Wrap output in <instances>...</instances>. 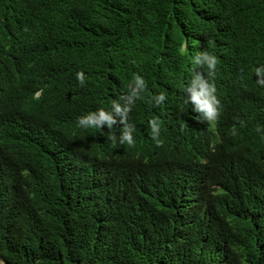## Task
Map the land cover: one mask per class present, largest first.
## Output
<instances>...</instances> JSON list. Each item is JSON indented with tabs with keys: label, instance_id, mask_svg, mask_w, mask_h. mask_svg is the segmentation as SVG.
Returning <instances> with one entry per match:
<instances>
[{
	"label": "trees",
	"instance_id": "16d2710c",
	"mask_svg": "<svg viewBox=\"0 0 264 264\" xmlns=\"http://www.w3.org/2000/svg\"><path fill=\"white\" fill-rule=\"evenodd\" d=\"M205 50L256 85L214 134L185 104ZM0 60L3 264H264V0H0ZM134 74V146L77 125Z\"/></svg>",
	"mask_w": 264,
	"mask_h": 264
},
{
	"label": "clouds",
	"instance_id": "9594fccd",
	"mask_svg": "<svg viewBox=\"0 0 264 264\" xmlns=\"http://www.w3.org/2000/svg\"><path fill=\"white\" fill-rule=\"evenodd\" d=\"M196 63L200 67L193 68L184 84V94L186 95L185 104H187L192 112L194 119L199 122L203 128V133H217L220 121L230 112H234L235 108L240 105L239 100L247 94L256 95V85L250 83L248 87L241 93L240 85L234 75L217 76V57L210 51L200 52L195 57ZM204 66V69L201 68ZM0 70L7 74L12 80L11 65H4L0 60ZM258 77L257 83L264 86V65L255 69ZM77 79L83 86L85 83V73L83 71L77 73ZM130 93L126 96L114 95L110 98L111 102L107 105L108 109L99 108L95 111H89L87 114L77 117V125L84 129H109L119 123L122 125V131L119 137L115 133L109 135V139L113 144H128L134 146L136 141L133 136L135 125L130 123L132 111L143 93L147 89V83L143 76L134 74L132 82L128 85ZM42 94V90L35 93L36 97ZM126 100V101H125ZM155 103L160 105L166 100L165 94L162 92L154 97ZM237 100V104L232 107V102ZM125 101V102H124ZM4 107V101L0 96V110ZM178 125H183L178 123ZM152 136L159 144L158 138L160 133V124L156 119L150 121ZM188 127V126H186ZM195 134L198 136L196 130ZM257 132H261V128H257ZM202 138V136H201ZM264 154V149H263ZM0 264H3L0 261Z\"/></svg>",
	"mask_w": 264,
	"mask_h": 264
}]
</instances>
